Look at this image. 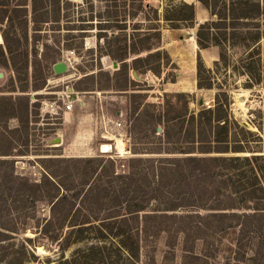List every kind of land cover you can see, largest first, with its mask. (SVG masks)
Wrapping results in <instances>:
<instances>
[{"label": "rangeland", "instance_id": "1", "mask_svg": "<svg viewBox=\"0 0 264 264\" xmlns=\"http://www.w3.org/2000/svg\"><path fill=\"white\" fill-rule=\"evenodd\" d=\"M1 1L7 5L6 9L0 7V41H3L2 30L7 27V11L11 12L18 3L27 4V9L23 7L21 11L12 12L18 18L16 28L21 38V43L16 47L18 52L13 56L14 61L11 63L9 59L10 62H7L0 56V209L13 206L14 198L11 195L30 192L31 187L18 186L22 184L21 180L15 185L14 179L43 182L49 175L50 179L64 180L68 187L65 190L77 195L85 191L87 184L84 183L87 180L90 182L97 176L115 187L119 183L115 179L117 173L127 172L132 164L138 166L140 171L141 166L152 168L158 166L160 161L176 162L177 158L186 156L178 150L181 144L188 151H195L191 155L197 156L200 128L193 131L190 115L208 109L207 103L212 106L211 110H218L223 105L222 113L230 121L225 137L231 152L223 156H246L251 155L250 151L264 153V37L260 43L261 65L257 70L261 77L259 85H256L255 79L254 83L249 81L244 73V66L250 59L248 54L243 49H236L227 53L225 61L215 63L211 69L206 66V70L203 69V83L206 84L205 80L208 79L207 82L213 85L211 93L207 88L188 93L179 90L188 84L191 75L184 70V76L178 78V74L182 73L178 61L181 53L190 49L198 24L210 19L208 11L197 0L174 1L175 4L182 1L194 4L196 8V28H192L193 24L190 23L184 24L188 27L180 29L171 28L163 20L165 8L170 4L167 0H37L39 7L42 4L47 6L46 11L37 13L38 20L48 21L41 27L46 31L40 34L34 31L32 0H18V3L16 0ZM117 14L120 16L118 20H126V25L107 23L109 18L114 20L113 15ZM156 14L160 23L154 20ZM156 27L162 33L160 48L144 51L140 56L145 58L157 50L160 53L138 62L137 76L134 70H130L131 59L127 63H118L115 59L125 54L119 40L112 39L109 45L99 38V35L120 38L121 34H155ZM12 32L10 30L9 33ZM152 42L155 40H144L142 45L146 47ZM43 43L47 47L44 48ZM68 53L74 56L70 69L56 75L54 64L64 61ZM114 62L118 63L117 67ZM207 70H211V73ZM147 74L148 79H145ZM171 80L176 85L169 87ZM67 92L76 98L73 117L85 125L87 131L84 134L82 124H66L62 112L55 118L42 111L43 102L65 96ZM201 100H205L204 105L200 104ZM59 103L62 105V102ZM83 103L85 106H82ZM172 119L176 120L170 122ZM119 121L121 128L115 127ZM189 129L192 133H189ZM204 132V135L207 134L205 129ZM103 135L109 139H104ZM120 136L125 137V154H118L116 150L112 154L100 153V146L105 143L113 144L115 149L116 138ZM82 141L84 145H81ZM236 148L243 151L233 152L232 149ZM217 155L221 154L206 156ZM97 158H104L105 161L96 160L91 164L76 162ZM147 159H151V162H147ZM86 165L88 170H85ZM191 167L195 169L199 166ZM222 172L228 173L226 170ZM223 180L221 193L228 194L231 180L227 175H223ZM233 181H238V177H234ZM208 182L205 180L204 185H210ZM245 182L250 185L253 179L245 178ZM237 185L244 190L242 183ZM194 188L190 181L183 182L180 188L167 187L163 182L154 193L171 197V193L177 192L178 204L200 209V212L192 213L193 217L188 220L191 226H196L202 220L200 216H208L211 212L204 211V208H217L224 203L220 202V198L215 203V197H211L220 195L217 190L208 189L210 199L203 200L194 192ZM232 189L235 190L233 186ZM33 206L37 208V213H33L35 219L29 221L30 227H33L32 222H43L51 214L44 202ZM110 207V203H103L102 217L103 214L110 216ZM186 213L176 212L178 215ZM173 222L175 218L165 219L170 229H173ZM212 222L199 231L194 228L190 239L183 233L171 236L168 232L143 238L140 263L264 264V221L244 230V235L240 226ZM35 232L28 229L19 235L17 242L25 237L36 238ZM38 242L35 249L37 258L27 264H58L57 260L63 255L59 246L47 239H39ZM90 243L72 245L65 256L70 257L74 251Z\"/></svg>", "mask_w": 264, "mask_h": 264}, {"label": "trees", "instance_id": "2", "mask_svg": "<svg viewBox=\"0 0 264 264\" xmlns=\"http://www.w3.org/2000/svg\"><path fill=\"white\" fill-rule=\"evenodd\" d=\"M16 1L18 3L21 0ZM167 1L170 4L165 8L163 20L171 28L188 27L190 23L193 24L192 28H196L194 4L184 1L175 4V0ZM197 1L210 14V19L198 24L197 27L196 41L199 49L219 47L221 53L218 62L225 61L229 51L243 49L250 58L244 66V73L249 77V81L254 83L255 79L256 85H259L261 77L257 70L258 66L261 65L260 43L264 37V0ZM31 3L34 31L36 34H40V32L46 31L41 27L48 21L38 20L39 14L37 13L46 11L47 6L42 4L39 7L37 0H32ZM6 5L0 0V7L6 9ZM123 6H125V2ZM13 7L11 12L7 11L5 17L7 27L2 30L4 43L1 44L3 41H0V56L7 62H10L9 59H11V63L14 61L13 56L18 52L16 47L21 43L16 28L18 18L12 12L21 11L23 7L27 9V4L18 3ZM151 10L158 13L157 10ZM113 16L115 19L109 18L107 23L115 22L117 25H126V20H118L120 17L118 14ZM154 20L158 23L161 21L157 14ZM155 29L157 30L155 34H132L130 36L121 34L120 38L118 36L99 35V38H103L109 45L110 40H119L122 45L121 49L125 50V54L115 59L118 63H127L131 59L130 70L139 73V69L136 67L138 62L160 53V50H157L145 58L140 56L144 51L151 52L160 48L162 33L159 27ZM10 30L13 32L9 33ZM152 39L155 42L143 47L142 42L144 40L151 41ZM43 47H47V44L43 43ZM109 55L112 56V54ZM197 68L199 88L212 89L213 85L207 82L208 79L205 80L206 84L203 83L201 74L205 65L200 53ZM207 72L211 73V70H207ZM171 81L175 82L174 80ZM223 107L221 105L218 110L203 109L198 114L192 113L190 115L193 131L200 128L198 133L201 138L199 135L197 156L191 155L195 151H188L184 144L178 145L180 153L186 156L177 158V161L172 163L160 161L158 166H152L153 169L151 166H141L140 171L138 166L132 164L127 172L117 173L115 179L119 183L115 187L97 176L90 182L87 180L84 183V185L87 184L85 191L72 195L65 190L68 187L64 180L50 179L48 174L43 182H31L21 178L14 179L15 185L21 180L22 184L18 186L31 187V189L28 188L30 191L28 194L11 195L14 198L13 206L0 209V264H27L32 262L37 258L35 249L40 243L38 242L39 239H47L59 246L63 255L57 260L58 264H141V242L143 238L157 237L168 232L171 233V236L183 233L187 239H190V233L194 228L195 231H199L205 225L214 223L213 220L220 225L240 226L241 234L244 235V230L263 222L264 153L250 151L251 155L246 156L222 155L231 152V147L225 137L228 135L230 121L227 115L222 113ZM176 119H172L170 122ZM208 127H210V131ZM204 129L207 131L205 135ZM232 151L242 152L243 150L236 148ZM212 153L221 155L206 156ZM96 160L105 161L104 158H97L77 160L76 162L91 164ZM131 161H136V159H131ZM146 161L151 162V159ZM191 165L199 167L194 169ZM85 170H88V165L85 166ZM223 170L228 173L224 174ZM194 172H198V174H193ZM223 175L228 176L231 185L235 188L233 190L232 186H229L231 188L227 189L228 194L221 193L223 188L220 184L225 181ZM234 177H238V181H233ZM245 178L253 179V182L247 185L246 182L244 183ZM205 180L206 182L209 181L210 185H204ZM185 181H190L191 186L195 187L194 192L200 195L203 200L210 199L207 195L208 189L217 190L220 195L211 197H215V203L219 201V198L222 199L220 202L224 203L217 208H204V211L211 212L208 213V216H200L202 220L196 226H191L188 220L193 217L192 213L200 212V209L178 204L177 192L171 193L172 200H170V196L154 193L163 182L167 187L180 188V185ZM238 183L244 185V190L238 188ZM43 189L45 190L43 191ZM233 201L234 204H231ZM40 202L49 206L50 217L44 218L43 222L40 223L32 222L33 227H30L29 221H34L33 213L35 211L37 213V208H34L33 205H38ZM28 203L33 205H27ZM103 203L111 204L110 216L103 214L102 217ZM235 209L247 210L248 212L239 213L233 211ZM178 211H187V213L178 215L176 214ZM166 218H175V222L171 226L173 229L165 224ZM212 227L214 226L212 225ZM28 229L36 230V238L25 237L17 242L19 235L27 232ZM82 242L91 243L84 248L77 249L70 257L65 256L67 249Z\"/></svg>", "mask_w": 264, "mask_h": 264}, {"label": "crops", "instance_id": "3", "mask_svg": "<svg viewBox=\"0 0 264 264\" xmlns=\"http://www.w3.org/2000/svg\"><path fill=\"white\" fill-rule=\"evenodd\" d=\"M199 53L201 55V58L203 60L204 65L209 69L213 68L214 64L216 62H218L219 58H220V51L217 47H210V48L201 50V49H199V47L197 45L196 37L192 38V44H191L190 49L187 51H183V54L181 53L182 56H181L180 60L178 61V66L182 68L181 69L182 73L178 74V78L179 77L182 78L184 76V73H185L184 70L185 71L187 70V72H189V74L191 75V78L189 79V82H187L188 84L186 86H184V88L180 89L179 91L188 92V93H195V92H201L202 90H206V89H200L198 86L197 58H198ZM174 85H176L175 82L169 83V87H172ZM69 91H71V89H69ZM207 91L210 93L212 92L211 89H207ZM73 97L75 99V106H76L77 101H76L75 96H73ZM204 102H205V100H204ZM82 106H85V103H83ZM119 114H120V112H118V115ZM63 118H64L66 124H67V122H69L70 124H72V126L78 125L79 123L82 124L83 134L87 131L85 125L81 121H78L73 117V111L63 113ZM77 132H78V135L81 134V132H79V130ZM75 143H77V142H75ZM84 143L85 142L82 141L81 145H84Z\"/></svg>", "mask_w": 264, "mask_h": 264}, {"label": "built area", "instance_id": "4", "mask_svg": "<svg viewBox=\"0 0 264 264\" xmlns=\"http://www.w3.org/2000/svg\"><path fill=\"white\" fill-rule=\"evenodd\" d=\"M74 58L73 53H68L64 59V61L67 63L68 69H70L72 65V59ZM148 75H146L145 79H148ZM62 102V105L61 103ZM43 108L42 111H45L47 114L51 115L52 117H57L63 113L73 111L75 108V99L73 97L72 93L67 92L65 96H58L57 99L54 100H47L46 102H43ZM212 106L207 103V108L210 109ZM115 127L121 128L122 123L119 121L115 123ZM104 139H109L106 135H103ZM125 138V137H124ZM115 150V149H114Z\"/></svg>", "mask_w": 264, "mask_h": 264}, {"label": "water", "instance_id": "5", "mask_svg": "<svg viewBox=\"0 0 264 264\" xmlns=\"http://www.w3.org/2000/svg\"><path fill=\"white\" fill-rule=\"evenodd\" d=\"M114 66L117 67L118 63L114 62ZM53 70H54L56 75H61L63 73L68 72L69 69H68L67 63L65 61H59V62L54 64ZM134 75L137 76V73L134 72ZM1 76H3V74H1ZM200 104L204 105L205 104L204 100H201ZM114 151H115L114 146L111 143H105V144H102L100 146V153H102V154H112Z\"/></svg>", "mask_w": 264, "mask_h": 264}, {"label": "bare ground", "instance_id": "6", "mask_svg": "<svg viewBox=\"0 0 264 264\" xmlns=\"http://www.w3.org/2000/svg\"><path fill=\"white\" fill-rule=\"evenodd\" d=\"M115 150L118 154H125L127 151L124 137H117L115 143Z\"/></svg>", "mask_w": 264, "mask_h": 264}]
</instances>
